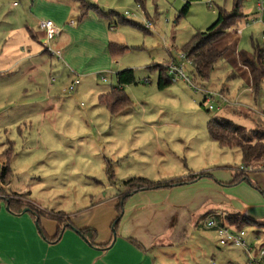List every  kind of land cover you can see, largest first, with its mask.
Here are the masks:
<instances>
[{"label": "rangeland", "instance_id": "1", "mask_svg": "<svg viewBox=\"0 0 264 264\" xmlns=\"http://www.w3.org/2000/svg\"><path fill=\"white\" fill-rule=\"evenodd\" d=\"M37 1L0 0V100L7 97V86L12 84L14 101L11 104L16 105L12 110L13 128L0 135V140L12 141L14 165H10V191L27 193L29 200L37 202L46 193L68 194L80 204L94 186H98L101 194L116 196L123 189L122 182L129 178L167 182L190 176L193 169L194 174L207 175L197 169L207 160L219 162L213 165L216 168L209 167L215 171L224 166L241 168L239 150L220 149L209 138L206 125L212 119H225L246 131L264 130V119L259 116L264 113V61L261 65L249 64L255 61L256 52L264 51V23L246 24L244 18L229 29L239 30L237 52L253 58L250 62L239 60L238 64L250 69L247 86L252 84L253 92L249 93L241 79L234 76L230 65L220 59L207 82L193 80L191 68L185 67L183 71L190 84L182 80L172 82L173 77L168 74L171 84L158 90L157 73L152 68L164 69L176 59L181 47L193 35L205 32L216 21L218 8L232 9L233 0H199L190 4L184 16H179V12L186 0H87L105 13H112L107 18L93 11L88 13V17L103 25L106 46L116 45L114 59L110 57L107 64L99 60L102 44L96 43L93 29L98 22L92 20L85 22L88 35L77 36L75 52L71 51L74 43L68 49L60 47L64 41L68 42L67 35L50 43L54 51L65 53L63 63L49 57L37 24L51 21L47 19L51 14L39 11ZM241 5L244 16L253 8L250 1L243 0ZM27 40L37 45L38 54L43 58L20 63L21 57L27 54ZM31 64L45 67L41 77L24 73ZM103 65L108 69H97ZM5 68L9 72L2 74ZM129 69L133 70L134 84L119 88L132 105L112 115L100 104L99 97L118 87L116 73ZM106 70L113 74H103ZM63 71L68 79H62ZM76 76L80 85L74 96H55L58 113L31 117L30 122H27L29 119L25 123L21 121L23 111L30 109L22 108L19 101L33 100L38 90L45 92L50 78H55L56 84H68ZM193 87L214 92L227 89V98L237 99L242 107L222 106L217 99L200 106L204 95ZM209 105L213 110L208 109ZM99 157L107 160L102 166H97L98 159L102 161ZM108 169L113 174L111 179ZM242 230L248 246L255 249L261 245L253 237L252 227ZM228 258L233 264H248L239 248L228 251Z\"/></svg>", "mask_w": 264, "mask_h": 264}, {"label": "crops", "instance_id": "2", "mask_svg": "<svg viewBox=\"0 0 264 264\" xmlns=\"http://www.w3.org/2000/svg\"><path fill=\"white\" fill-rule=\"evenodd\" d=\"M36 3L39 11L51 14L47 16L49 17L47 19H51L55 23V27L59 31L58 38L67 35L68 42L64 41L60 47L68 49L74 43L72 52H75L74 49L77 47L76 41L79 38L77 36L88 35L85 22L87 20L98 22L94 18L88 17V14L83 20L77 21L76 6L66 0H38ZM32 13L34 14V12ZM252 15L253 8L244 18H250ZM72 21L73 23L70 24ZM109 28L110 26H108ZM93 32L97 35L96 43L102 44L99 60L102 59L104 64H107L110 57H113L105 44L107 33L101 22L95 25ZM39 36L42 34L40 33ZM240 38L239 30L236 27V29L228 30L216 47L222 53L220 60L227 62L234 76L239 77L242 83L247 86L250 69L244 66L238 67V64L239 60L250 62L253 58L251 55L237 52ZM26 42L27 54L21 57L19 61L22 62L20 63L43 58L38 54L37 45L28 40ZM56 47L59 49V45ZM61 54L62 60L57 61L63 63L65 53L62 51ZM44 68V66L31 64L24 73L35 74L38 78L43 75ZM97 69L104 70L108 67L103 65ZM7 72L9 70L5 68L2 74ZM103 74L111 76L113 73L111 70H106ZM61 77L68 79L66 71L61 72ZM103 79L105 80V78H102V82L105 83ZM147 82L144 80V83ZM33 83L42 87L35 80ZM66 84H56V80L54 83L49 81L45 92L44 89L42 92L38 90V93L32 96L33 100L19 101L18 105H21L22 108L30 109L23 111L21 121L23 120L25 123V120L29 119L27 122H30L31 117L33 119V117H46L49 114L58 113L55 109H58L59 106L57 102L59 95L74 96L80 85L79 83L74 94L66 96L61 93ZM7 88V97L0 100V135L13 128L12 120L15 119L12 117V110L16 107L15 104H11L14 101L12 84ZM218 92L226 97L229 95L227 89H221ZM229 100L237 101V99L230 98ZM5 104H10V106L4 107ZM224 110L228 109L224 107ZM11 144L10 139L5 142L1 139L0 155L10 148ZM157 153L162 159L161 153L159 151ZM95 155L97 156L96 152ZM99 158L102 161L99 162L98 159L97 166H102L107 160L103 157ZM13 159L12 157L10 165H14ZM217 163L219 162L204 161L202 168L197 169L205 171L209 175L208 177L172 188L157 190L140 188L128 193V190L122 186L123 189L119 190L116 196L111 197L106 193L101 194L98 186H94L90 192L84 195L80 204L77 202L79 200L72 195L46 193L40 197L39 202L30 200L29 203L46 213L61 214L63 220L68 222L63 226H70L59 228L57 222L41 217L39 222L37 221L41 233L30 214L22 213L24 209L16 215L10 214L6 210L4 198L10 197L11 194H23L10 191L8 188L11 181H9L7 186L0 187V264H210L211 262L233 264L232 260L228 258V251L234 247H219L215 229H208L205 224L208 220H213L218 225L235 230L227 225V219L234 215H240L264 225V170L261 167L262 162H259L254 165L251 171L243 172L246 180L229 186L234 176L237 175L238 168L231 169L224 166L216 171L209 168L211 166L216 168L217 166L213 165ZM193 171L194 169L190 176L201 174H194ZM195 171L199 170L195 169ZM138 175L148 177L147 174L139 173ZM125 195L128 196L123 202L121 213H118L120 199ZM252 229L253 237L257 239V242H261L258 247L264 249L263 231L256 234V229ZM60 230V238L57 242L50 243L44 238L45 236L52 239ZM83 230L94 234V246H90L78 234ZM113 236H115L114 239Z\"/></svg>", "mask_w": 264, "mask_h": 264}, {"label": "trees", "instance_id": "3", "mask_svg": "<svg viewBox=\"0 0 264 264\" xmlns=\"http://www.w3.org/2000/svg\"><path fill=\"white\" fill-rule=\"evenodd\" d=\"M71 4H75L77 10V21L83 20L89 12H94L101 18L109 17L110 13H105L103 10L99 9L97 6L90 4L87 0H66ZM138 1V0H136ZM199 0H186L182 9L179 12V16H184L187 12L189 6L193 2ZM242 2L243 0H233L232 9L226 11L225 9H217L216 21L209 27L205 32H198L193 35L180 49V54L184 55L186 59L190 60L192 63L191 76L193 80H199L200 82H207L213 72V67L218 61L222 53L216 49L217 44L225 36L226 32L234 27L240 19H244L242 13ZM245 20V19H244ZM238 25V24H237ZM116 46V45H115ZM113 44H108V50L112 57L116 53ZM263 51H258L254 55L255 61L250 62V65L259 64L263 62ZM174 60V59H173ZM161 66H155L152 69L157 73V83L156 86L158 90H164L167 88L171 81L168 79V74L166 67L164 69ZM251 67V66H250ZM135 79L133 75V70H124L116 74V84L118 87L112 88L107 94L101 95L99 97V102L103 105L109 112L114 115L119 113L129 107L132 103L129 98L122 94L119 87L134 84ZM255 90H257V85L255 84ZM200 106H203V102ZM206 130L209 138L217 144L221 149H237L241 154V167L248 168L254 164L264 161V130H251L246 131L243 127L234 125L225 119H212L206 125ZM13 157V150L10 146L0 155V187L7 186L12 176L10 169V163ZM109 178H113V174L110 169L107 170ZM207 177V175L200 174L195 176H189L184 179L171 180L161 183H153L143 178H131L122 183V186L128 190L130 193L136 189L144 190H157L161 188H172L179 185L190 184L197 179ZM246 180L243 172L237 173L234 176L233 181L229 186L238 184ZM1 194V191H0ZM128 195L121 197L119 207L117 208L118 213H121L123 202ZM1 201V198H0ZM29 195L27 193L23 194H11L10 197L4 198V202L7 206V211L10 214H19L23 209H28L30 216L39 222L41 217L51 219L58 223L59 228H64V226L69 227L70 225H64L68 223L63 220L61 214H51L46 213L35 205L29 203ZM120 214L118 215V219ZM227 225L235 230H242L243 227H252L256 229V234L264 229L263 224L255 223L244 216L234 215L227 219ZM38 230H41L37 224ZM258 229V230H257ZM262 229V230H263ZM62 230V229H61ZM61 230L58 234L52 238L48 239L44 236L46 240L50 243H55L60 238ZM114 233V228H113ZM78 234L86 240L90 246H94L93 238L94 234L89 231H79Z\"/></svg>", "mask_w": 264, "mask_h": 264}, {"label": "built area", "instance_id": "4", "mask_svg": "<svg viewBox=\"0 0 264 264\" xmlns=\"http://www.w3.org/2000/svg\"><path fill=\"white\" fill-rule=\"evenodd\" d=\"M253 2V15L250 18H247L245 20V23L249 24H256L264 23V0H246ZM137 8H139L137 6ZM127 15V14H126ZM135 16V15H134ZM70 22V24H72ZM38 31L42 34V37L46 41V53L59 61L62 60V54L60 52L54 51L50 47V43L58 38L59 31L55 27V25L50 20H44L39 21L37 24ZM264 56V51H263ZM264 61V57H263ZM185 67H192V63L190 60L186 59L184 55L180 54L176 59L171 60V62L166 66L167 74H170L172 78V82L176 80H182L183 82H186L187 84H190L189 79L185 76L184 68ZM55 78H50V83L55 82ZM103 81H105L103 79ZM79 85V79L76 76L71 82L65 86L61 93L66 96H70L74 94L77 86ZM194 90L199 91L204 95L203 104H210L212 100L217 99V102L220 103L222 106H236V107H242V105L238 101H231L229 100L225 95H223L220 92H214L210 89H206L204 87L198 89L196 87H193ZM247 91L253 92V85L250 84L247 86ZM209 110H213V107L211 105L208 106ZM262 119H264V113H260L259 115ZM255 165V164H254ZM254 165L248 167V168H239V172H245L251 171L254 167ZM261 167L264 170V161L261 163ZM206 228L208 229H215L216 235H217V245L219 247H234L239 248L243 251L245 254V257L247 259L248 264H264V249L256 246L255 249H253L252 246H248L245 237L246 234L243 230H231L228 227H225L224 225H218L213 220H208L205 224ZM210 264H215L214 262H211Z\"/></svg>", "mask_w": 264, "mask_h": 264}, {"label": "water", "instance_id": "5", "mask_svg": "<svg viewBox=\"0 0 264 264\" xmlns=\"http://www.w3.org/2000/svg\"><path fill=\"white\" fill-rule=\"evenodd\" d=\"M6 210H7V206H6ZM26 212H28L29 213V210L28 209H24L23 211H22V213H26ZM77 232V231H76ZM113 235H114V233H113ZM115 238V236H113V239ZM84 241H86L84 238H82Z\"/></svg>", "mask_w": 264, "mask_h": 264}]
</instances>
